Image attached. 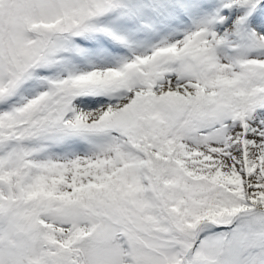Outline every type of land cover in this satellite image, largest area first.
<instances>
[{"label":"snow or ice","instance_id":"1","mask_svg":"<svg viewBox=\"0 0 264 264\" xmlns=\"http://www.w3.org/2000/svg\"><path fill=\"white\" fill-rule=\"evenodd\" d=\"M0 264H264V0H0Z\"/></svg>","mask_w":264,"mask_h":264}]
</instances>
